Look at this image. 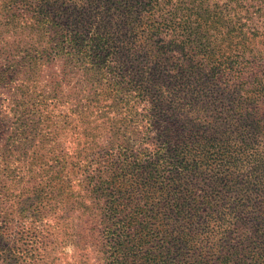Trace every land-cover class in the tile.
I'll return each mask as SVG.
<instances>
[{
    "label": "trees",
    "instance_id": "16d2710c",
    "mask_svg": "<svg viewBox=\"0 0 264 264\" xmlns=\"http://www.w3.org/2000/svg\"><path fill=\"white\" fill-rule=\"evenodd\" d=\"M244 1L0 0V264L67 242L80 264H264V0Z\"/></svg>",
    "mask_w": 264,
    "mask_h": 264
},
{
    "label": "rangeland",
    "instance_id": "374dc122",
    "mask_svg": "<svg viewBox=\"0 0 264 264\" xmlns=\"http://www.w3.org/2000/svg\"><path fill=\"white\" fill-rule=\"evenodd\" d=\"M252 2H249L248 0L244 1V4H251ZM251 8H253V6H251ZM251 17L248 21V24L250 26L255 25L258 28H263L264 27V17H257L256 14L254 13V11H252ZM218 38L223 42L222 39V35H218ZM211 42L214 44H220V42L215 39L214 37L210 38ZM52 72V69H46L45 73V77L41 80L40 85L43 86V84H47L49 82V75ZM14 90V89H13ZM11 98V93H8L7 88L5 87H0V109L2 111H8V108L10 107L9 105V101ZM68 105L64 104V106L60 107L58 110L60 112H67L68 111ZM3 114H5L3 112ZM67 132H63L60 131L56 142H54V144H56L58 147L57 149H60L61 147L63 148L62 151H68V148H70V141L67 137ZM6 136L4 135L3 138H1L0 140V145L2 143L5 142ZM61 144V146H59ZM28 161H23V164L21 165V171H24L25 173H28V169H29V165L27 164ZM22 175L24 176V179L21 183L17 184V189H15V194H19L21 192V189L29 184V182H27L28 177L22 173ZM19 180V178H17ZM13 184V183H12ZM81 196V194L79 195ZM14 222L13 225L17 224V217H13ZM43 255L46 257V259H48L50 261V264H80L78 263L80 260L79 257V251L75 248V246L71 243V242H67L65 245H60V246H56L55 248L53 247H49L47 249V251L45 253H43Z\"/></svg>",
    "mask_w": 264,
    "mask_h": 264
}]
</instances>
